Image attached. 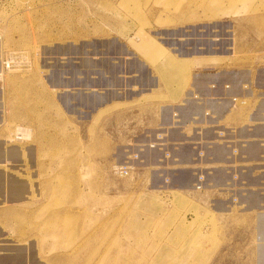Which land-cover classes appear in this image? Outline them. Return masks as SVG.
Here are the masks:
<instances>
[{
    "label": "crops",
    "instance_id": "0c3cea01",
    "mask_svg": "<svg viewBox=\"0 0 264 264\" xmlns=\"http://www.w3.org/2000/svg\"><path fill=\"white\" fill-rule=\"evenodd\" d=\"M247 18L252 26L243 31L234 28V23L232 30H223L224 33L220 30H211L210 33L205 30H159L151 37L167 51L164 55L153 57L131 47L129 43L134 36L130 35L124 37L128 46L116 38L70 42L79 50L71 54L74 56L69 54L68 60L72 63L78 64L81 51L85 50L93 60H104L106 68L98 76H88L90 86H83L78 75V80L65 81L63 86L58 83L57 90L50 88L56 92L54 94H49L46 83L51 58L45 57L48 54L45 52L46 49H53L54 60L63 64L67 59L61 49L68 43L43 48L41 63L44 68L41 69L47 73L43 79H37L33 75L25 77L22 73L5 70L4 61L10 58L11 52H8L10 47L5 46V37L0 34V74L3 72L0 76V149L4 150L7 146L6 137L15 122L33 126L30 120L34 117L32 113L39 110L34 100H55L58 114L64 116L66 112L79 117V114L87 113L89 121L86 125L76 126L74 120L69 125V120L66 123L62 120L52 131L40 129L41 139L36 144L34 156L31 155L39 169L36 176L44 188L47 183L55 185L54 190L38 192L39 196L46 198L45 201H35L32 193L23 188L16 194L7 191L6 170L14 174L13 182L29 186L30 178L27 174L24 178H17L15 168L10 166L17 162L21 164V158L14 157L9 161L6 154L0 155V167L3 168L0 169V264H96L97 261L132 264L142 261L144 220L139 218L142 211L138 209V203L142 201L146 204L145 209L152 222L158 219L160 213L154 208L158 198L155 179L164 173L177 180H188V176L194 180L192 169L184 168L192 162L194 142L202 143L198 145L201 149L204 140L212 136V130L204 129L203 120L192 121L194 112L201 114L209 105L206 101L200 103L188 97L193 93L206 97L245 94L241 85L246 81L264 84V41L259 42L256 36V30L264 28V16L249 14ZM90 41L98 48L89 50ZM209 45L211 48H208ZM211 45H219V48ZM170 56L189 62L184 78L189 70L192 73L189 86L184 90L180 88L185 80L180 77L179 69L165 66L164 62ZM216 57L226 58V61L222 66L213 68L215 63L212 60ZM58 75L62 82L71 77L68 72ZM37 82L39 90L33 88ZM226 83L232 85L231 90L224 88ZM245 111L241 108L228 112L220 117L219 122H236L238 125L243 119L244 123ZM101 117L103 124L97 127L95 119ZM107 117L112 119V123L118 121L116 138L108 137ZM43 133H49L57 140L54 143L43 140ZM81 133L88 134L86 141L81 140ZM151 144L156 145L151 147ZM118 148L120 161L139 155L132 162L130 177L120 178L111 172L113 164L118 162L113 150ZM256 148L264 151V147L259 145ZM213 150L207 149V153ZM6 161L10 163L4 165ZM68 162L72 165L68 166ZM178 171L186 175L177 177ZM244 176L252 185L261 179ZM225 178L223 168H215L208 175L214 186ZM244 192H238L240 205L229 208L225 200L229 197L226 191L213 188L202 191L173 189L171 203L182 199L187 203L186 209L193 213L199 210L201 214L214 212L217 221L189 220L169 226L170 231H177L173 233L177 236V239L173 238L176 248L173 253L170 252L169 262L264 264V206H261L264 192L255 189ZM133 213H136L140 225L131 221L129 214ZM172 232L169 233V243ZM179 246L183 249L177 253Z\"/></svg>",
    "mask_w": 264,
    "mask_h": 264
},
{
    "label": "rangeland",
    "instance_id": "374dc122",
    "mask_svg": "<svg viewBox=\"0 0 264 264\" xmlns=\"http://www.w3.org/2000/svg\"><path fill=\"white\" fill-rule=\"evenodd\" d=\"M249 14H251V16H264V0H0V34L6 39L5 46L10 47V51H8L11 52L9 59L14 61V67L8 71L15 73L16 71L14 72L13 70H17L18 72L25 74L27 77L28 74L30 75V72L28 71L27 73L23 70L31 69V75H33L34 78L38 77L37 79H43L45 73H47V71H44L45 69H41L44 68L41 63L42 59H44V47H53L68 43L63 49H69L78 53V48L74 47L70 42L80 43L81 41H87L90 39L98 41L116 38L123 45L128 46L126 40H124V37L127 35L141 36L143 38L145 35L152 36L159 30L178 29H185L187 31L205 30L209 33L211 30H220L224 33L223 30L226 32L232 30L233 23L234 28H239L243 31L248 30L252 26L251 22L247 18ZM203 24L205 25L204 27L199 26H203ZM214 24L217 26H214ZM256 33V36L258 37L257 40L259 42H263L264 28L256 30ZM136 42L135 38H132L129 44L131 47L137 48L135 44ZM156 42L158 45H161L157 40ZM211 46L213 48H219V45ZM228 46L231 45L228 44ZM200 48L206 49L207 46H201ZM208 48H211L210 45ZM51 50L48 53H53ZM87 52L88 51L85 50H83V52L81 51L82 55L80 60H84L83 58L87 56ZM45 57L51 58L48 65H55L54 61L57 62L54 60V55H45ZM212 61L215 63L212 64L214 68L215 66H222L221 64L223 61H226V58L216 57V59H213ZM83 68L84 67L81 65L80 68H74L71 73L79 75L83 73ZM207 70H212V68H207ZM255 71L256 70H253V72ZM191 73L189 70V73L187 74L189 79L185 76L184 80L187 83L185 82L183 86L180 85L181 89L184 87V90L187 86H189L188 82L191 78ZM65 81L68 80H64V84ZM81 84L83 85V83ZM47 86L49 94L50 92L53 94L56 93L54 90H50L52 87L49 85ZM33 88L39 90V82H37L36 86ZM183 90L181 91L183 92ZM258 91H261L259 90V87H257L255 93H258ZM33 102L37 103L39 108V110L34 114L33 119H30L31 124L35 126V129H33L34 127L31 125L15 122L9 128V132L6 137L7 146L4 150L0 149V155L6 154V156H10V159L7 158L10 161L13 160L14 157L18 158L17 155L20 154L21 157L19 158H21V164L17 162L14 163V165L10 164V166L15 168L14 172L17 178H24L25 174L29 175L31 182L30 185L33 186L34 191L37 189V192H34L35 195L34 193L32 194V198L35 201L41 202L45 201L46 198L39 196L38 192H43L44 189L54 190L55 185L53 183H47L46 185L48 186L44 188L41 186V183L36 176L39 169L36 168L34 157L32 156H34L36 144L40 141V129L52 131V129L56 127L57 122H61L62 120H64L65 123L69 120L70 122L67 125L71 124V120H74L73 122L76 126L78 124L86 125L89 121L88 118H86L87 113L79 114V117L76 115L72 116L66 112H64V116L58 114L56 111L55 100H49L48 102L34 100ZM252 102L253 104L249 102V104L245 107H240L245 108L246 111L249 110L248 112H252L257 108L259 103L257 101ZM240 107L239 109H241ZM41 109L42 113L40 112ZM60 111L62 112L61 106ZM70 117L72 119H70ZM246 121L247 118L244 123H246ZM116 122L112 123V119L107 117V134L111 139L113 137L116 138L118 134L115 131V128H117L118 125ZM225 123H220L223 125L222 130L225 131V134H223L226 136L224 141H227L228 139L235 141L240 140L235 135V132L239 127L243 126V124H241L243 123V119L241 123L238 122V125L236 122ZM102 124V117L97 120L95 119V125L97 127ZM31 130L33 135L30 137V140L22 142L16 140L17 135H21L23 137L27 136ZM101 131H103V129H101ZM51 136L52 135L49 133L42 134L43 140L47 139L48 142L54 143L56 139L54 137L51 138ZM263 136L260 138L264 139ZM80 137L81 140L86 141L88 134L81 133ZM212 137H214L213 134L212 136L209 135L206 140ZM12 149H14V151ZM20 151H22V154ZM206 151V147H202V149L199 147L195 148L192 162L188 163V165L184 167H190V169H192L195 176L194 180L189 179V176L186 178L188 180L184 181L185 178L177 180L175 178H171V176H165L164 173H161V177L159 179H155V188L157 189L158 198L155 199L157 203L154 205V208L158 209V212L160 213V217H158L159 221L156 219L152 222L150 220L151 215H149V212L145 209L146 204H143L142 201L138 203V209L142 211V214H139V218L144 220V240L142 246L143 260L132 264H183L182 261L169 262L168 260L169 256L171 257L172 255L170 252L173 253L176 248L174 246L175 240L173 238L177 237L173 234L177 231H170L169 226L171 227L175 223L187 222L189 220L192 222L206 223L217 221L214 212L210 211L207 214H201L199 210H197L196 213H193V211L186 209L185 207L187 206V203L185 204L182 199H178L175 203H171L170 196L172 195L173 189L177 188L191 191H202L206 188H213L219 191H226L229 197L225 200L228 202L227 206L229 208H235L240 205L238 192L245 191L244 193H246L247 190L252 189L264 192V151L257 153L255 158L246 159L244 158L246 154H243L236 156V159L233 157V160L224 159L220 162L215 159L211 160L213 159V155L206 154L204 156ZM113 152L118 162L113 164L111 168L112 174L120 178L130 177L133 169L132 162L136 161L137 158L132 155L133 157H129L125 159V161H120L119 156L117 155L119 154V148L113 150ZM231 156V154L227 155L226 158H230ZM54 157L56 156L54 155ZM24 159L25 162H23ZM206 160H208L207 162L209 164L206 163ZM7 161L4 165H8L7 163H10ZM116 167H127L129 168L130 173L126 176L116 174L114 170ZM215 168H223V171L226 173L225 180L218 186H214V182L208 180V175L212 174L213 169ZM0 169L2 170L3 168L0 167ZM6 171L5 183L7 191H9L10 187L14 184H19L21 188H26L24 183L13 182L12 175L14 174L10 173L8 170ZM245 171H248V176L251 174L253 177L262 179H259L256 184L252 185L248 179L245 178V174H242L245 173ZM176 173H178L176 174L177 177L180 176V178L186 175V173H183L182 171H178ZM202 175L206 176V181L202 183V187L200 189H197V184L201 185L198 183V177ZM1 184L2 182H0V186ZM13 192L14 191L12 190L11 193ZM14 193L16 194V192ZM261 206H264V202ZM184 210L187 211L184 212ZM169 211L171 213L170 219L167 218ZM129 216H131L133 224L140 225L136 218V213L129 214ZM159 223L161 224L158 228ZM170 232L172 233L170 235L169 243L168 239ZM182 249L183 246L177 247V253L180 250L182 252ZM180 256H182V254H180ZM96 264L108 263L97 261ZM112 264L125 263L113 262Z\"/></svg>",
    "mask_w": 264,
    "mask_h": 264
},
{
    "label": "built area",
    "instance_id": "2783aa9c",
    "mask_svg": "<svg viewBox=\"0 0 264 264\" xmlns=\"http://www.w3.org/2000/svg\"><path fill=\"white\" fill-rule=\"evenodd\" d=\"M4 66L6 68L5 70H11L14 67V61L8 59L5 61ZM257 87H259V90L261 91L255 93ZM213 88H217V86L213 85ZM224 88L226 90H231L232 85L226 83L224 84ZM241 89L245 92V94L237 93L229 96L215 95L212 97H206L198 93H193L188 97L189 99L191 98L200 103H204L206 101L209 105V107H207L201 114H196L194 112L192 121L203 120L205 124L204 129H210L213 131L212 134L214 135V137L209 138L208 140H206V138L203 142V145L201 146L206 147L208 150L214 149L212 152H210V154H208L207 151L204 154V156L206 154L213 155V159L211 160L215 159L219 162L224 159L233 160V157L236 159V156L243 154H246V156L244 157L246 159L255 158V155L260 152V149L256 147H258V145L264 147V139L260 138L264 135V84L259 83L258 81L254 82L249 80L246 81L245 84L241 85ZM252 101H257L259 103L255 110H253L252 112H248L249 110L247 111L246 123H243V126L239 127L238 130H236V136L237 132L238 135L240 132L243 133L242 135L237 136V138H239L240 140L235 141L228 139L227 141H224V138H226V136L223 135L225 134V131L222 130L223 125H221L219 122L220 117L225 113L238 110L240 106L245 107L249 104V102L253 104ZM176 115H178V113ZM201 144L202 143H200V145ZM155 145L156 144H151L150 146L154 147ZM194 145L195 148H198L200 146L198 142H194ZM217 149L220 150L217 151ZM230 154L232 156L230 158H226V156ZM167 156H170V153H167ZM138 157L139 155H135V158ZM114 170L116 174H119L121 176H126L130 173L129 168L127 167H116L114 168ZM242 174L248 175V171H245V173ZM204 181H206L205 175L198 177V183H200L201 185L197 184V189H200L202 187V183H204Z\"/></svg>",
    "mask_w": 264,
    "mask_h": 264
},
{
    "label": "bare ground",
    "instance_id": "6f19581e",
    "mask_svg": "<svg viewBox=\"0 0 264 264\" xmlns=\"http://www.w3.org/2000/svg\"><path fill=\"white\" fill-rule=\"evenodd\" d=\"M181 37V36H180ZM133 38H135V40L137 41L135 44H136V47L138 48V49H140L141 51H145L146 53H149V55L151 56V57H153V56H155V55H164L165 53H166V49L165 48H163V46H161V45H158L157 44V42H156V40L153 38V37H151V36H149V35H145L143 38L141 37V36H134ZM113 41V40H112ZM111 41V42H112ZM111 45H112V43H111ZM111 45H109V46H111ZM88 46H90V48H89V50H94L95 48L97 49L98 47H97V45H95L93 42H89L88 43ZM103 46V45H102ZM107 47H108V45H107ZM106 47V48H107ZM105 48V47H104ZM51 50V49H50ZM50 50H46L47 52H49ZM127 50V49H126ZM47 52H45V53H47ZM62 52L64 53V55L66 56L65 58L67 59L63 64H57V62H55L54 61V63H55V65H48L49 67L47 68V71H48V75H49V77L46 79V81H47V84L50 86V87H52L54 90H57V88L58 87H56V85L59 83V84H61L62 83V86H63V83H64V81L62 82V80H61V78L59 77V75L58 74H60V73H63V72H68V73H70L71 74V77H69V78H67V80L69 81V82H71L72 81V79L73 78H76V80H78L77 79V76L78 75H76L75 73H71L72 72V70L74 69V68H80L81 67V65L84 67L83 68V73H81V74H79L80 75V77H79V80H80V82L81 83H83V86H87L88 85V82L89 81H87V78H89L88 76H91V74H96L97 76L98 75H100V74H102V72H103V70L106 68V62H104V60H102V61H95V60H93L91 57H90V55H89V53L87 52V56L86 57H84L83 59L84 60H80V64L78 63V64H74V63H72L70 60H68V58H69V54L71 55V54H74L75 52L74 51H71V50H69V49H63L62 50ZM128 52V51H127ZM55 53V52H54ZM197 53V52H196ZM202 53V52H201ZM54 55L53 53H48L47 55ZM127 54V53H126ZM71 56H74V55H71ZM103 56H105V55H103ZM118 56H120V55H118ZM117 56V57H118ZM126 56V55H125ZM182 56V55H181ZM180 56V57H181ZM62 57V56H61ZM64 57V56H63ZM132 57H134V56H132ZM189 57V56H188ZM94 58H96L95 57V55H94ZM185 58V57H184ZM182 59V58H181ZM75 61V60H74ZM76 62V61H75ZM166 65L165 66H171V67H173V68H175V69H179V71H180V77L181 78H183V80H184V73H185V70L188 68V60L187 59H184V60H179L177 57L175 58V57H168L166 60H165V62H164ZM121 66V65H120ZM31 69H29V70H23V71H25V72H27L28 73V71L30 72V75L32 74V72L30 71ZM16 74L18 73H22V72H18L17 70H13ZM3 73V72H2ZM2 73L0 74V76L2 75ZM23 74V73H22ZM25 77H26V75L25 74H23ZM36 75V74H35ZM28 76V75H27ZM66 76V75H65ZM3 77V76H2ZM1 78V77H0ZM29 78V77H28ZM64 78V77H63ZM93 78V77H92ZM186 78H188L189 79V77H186ZM5 79V78H4ZM16 79V78H15ZM6 80V79H5ZM53 82H51V81ZM28 81V80H27ZM29 82V81H28ZM184 82H186V81H184ZM10 83H13V82H11L10 81ZM187 83V82H186ZM58 84V85H59ZM112 84V83H111ZM110 84V85H111ZM19 86V85H18ZM18 86H17V88H18ZM88 86H90V85H88ZM107 86V85H106ZM25 87V86H24ZM23 87V88H24ZM61 87V86H60ZM63 88V87H62ZM66 88H70V87H66ZM65 88V89H66ZM85 88V87H84ZM87 88V87H86ZM85 88V89H86ZM92 88H94V87H92ZM98 88V87H97ZM184 88V87H183ZM12 89V88H11ZM28 89V88H27ZM61 89V88H60ZM84 89V90H85ZM88 89V88H87ZM91 89V88H90ZM103 89V88H102ZM18 90H19V88H18ZM62 90V89H61ZM61 90H60V92H61ZM68 90V89H67ZM89 90V89H88ZM96 90V89H95ZM25 93H27V91H25V90H23ZM31 91V90H30ZM69 91V90H68ZM93 91H94V89H93ZM13 92V91H12ZM18 91H16V93H17ZM94 93V92H93ZM19 94V93H18ZM17 94V95H18ZM29 94V93H28ZM27 94V95H28ZM31 94V93H30ZM94 95V94H93ZM13 96H14V94H13ZM21 96V95H20ZM95 96V95H94ZM96 96H98L97 94H96ZM31 97V96H30ZM101 97V96H100ZM21 98V97H20ZM15 99H17V97L15 98ZM94 99V98H93ZM101 99V98H100ZM18 100V99H17ZM66 100V99H65ZM12 101V100H11ZM10 101V102H11ZM16 101V100H15ZM30 102V101H29ZM11 104H12V102H11ZM56 105V104H55ZM33 106V105H32ZM244 110H245V108H244ZM31 111V110H30ZM246 112V111H245ZM31 113V112H30ZM36 112H34V113H32V114H35ZM27 114H29V113H27ZM30 115V114H29ZM240 115V114H239ZM31 116H33V115H31ZM243 116V115H242ZM36 118V117H35ZM33 119V118H32ZM33 123V122H32ZM32 129V128H31ZM62 134V133H61ZM33 135V133H32V130L29 132V135H27V136H21V135H17V138H16V140L17 141H26V140H30V137ZM24 139V140H23ZM36 139H37V137H36ZM41 139V138H40ZM57 140V139H56ZM59 142V141H58ZM53 143V142H52ZM38 144V143H37ZM61 144V143H60ZM57 147V146H56ZM103 147V146H102ZM60 150V149H59ZM56 151V150H55ZM21 153H22V151H20ZM26 152V151H25ZM56 156V155H55ZM7 158H11L10 156H6ZM17 157H20V154L19 155H17ZM71 163V162H70ZM137 164V163H136ZM66 165H67V162H66ZM70 165H72V164H70ZM69 165V162H68V166H70ZM75 165V164H74ZM73 165V166H74ZM149 165V164H148ZM61 167V166H60ZM63 168V167H62ZM70 168V167H69ZM72 168V167H71ZM65 169V168H64ZM65 170H68V169H65ZM59 172V171H58ZM55 178V177H54ZM51 180H52V178H51ZM31 183V182H30ZM62 184V183H61ZM39 186V185H38ZM48 185H46V187H47ZM45 187V188H46ZM27 188H28V192L30 191L32 194L34 193V192H37L36 190L34 191L33 190V186H31V185H29V186H27L26 185V188H23V190H27ZM71 188V187H70ZM14 191V192H19V191H21L22 189H21V186L19 185V184H14L13 186H11L10 187V191ZM34 195H35V193H34ZM244 203V202H243Z\"/></svg>",
    "mask_w": 264,
    "mask_h": 264
}]
</instances>
